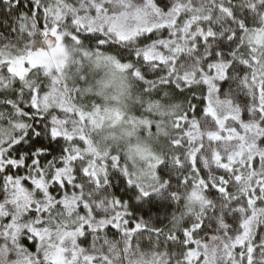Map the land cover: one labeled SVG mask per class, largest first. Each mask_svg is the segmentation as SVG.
Wrapping results in <instances>:
<instances>
[{
    "label": "snow or ice",
    "instance_id": "6c2138e0",
    "mask_svg": "<svg viewBox=\"0 0 264 264\" xmlns=\"http://www.w3.org/2000/svg\"><path fill=\"white\" fill-rule=\"evenodd\" d=\"M0 264H264V0H0Z\"/></svg>",
    "mask_w": 264,
    "mask_h": 264
}]
</instances>
